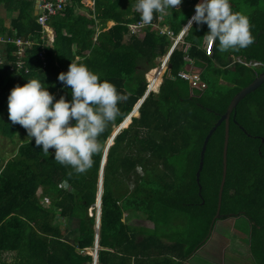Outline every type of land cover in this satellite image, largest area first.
<instances>
[{
  "label": "trees",
  "instance_id": "obj_1",
  "mask_svg": "<svg viewBox=\"0 0 264 264\" xmlns=\"http://www.w3.org/2000/svg\"><path fill=\"white\" fill-rule=\"evenodd\" d=\"M196 1L182 0L179 11L165 14L161 24L177 34ZM135 3L70 0L65 11L49 22L55 38L46 49V67L38 60V43L27 49L21 68L13 65L22 76L20 82L10 72L13 57L0 63V133L11 142L18 138L17 151L8 159L0 151V264H87L91 260L83 250L92 247L95 239L93 205L103 151L93 157L90 171L69 178L71 169L55 162L54 149L45 156L23 127L12 124L7 97L14 86L36 79L55 99L64 96L71 101L70 87L57 77L68 71L71 62L83 63L101 81L115 85L121 96V115L99 138L105 146L114 127L143 95L145 72L172 44L157 28V13L150 25L142 27V36L129 32L128 24L141 20ZM0 5L11 19L8 27L0 17V34L15 32L41 41L34 0H0ZM230 5L233 12L250 19L255 42L239 51L220 52L215 41L208 54L203 42L209 29L194 23L183 45L171 54L170 72L175 79L164 77L159 92L147 96L139 116L128 121L108 148L98 264H183L209 238L216 220L241 216L249 223L244 240L253 263L264 264V82L230 115L220 218L213 220L222 177L224 122L208 140L200 194L196 182L205 136L234 94L264 67V0H230ZM109 21L114 23L108 27ZM192 65L201 70L207 84L203 91L191 92L189 82L177 77L178 71ZM128 211L142 214L149 224L128 222ZM204 232H210L207 239L201 237Z\"/></svg>",
  "mask_w": 264,
  "mask_h": 264
},
{
  "label": "clouds",
  "instance_id": "obj_2",
  "mask_svg": "<svg viewBox=\"0 0 264 264\" xmlns=\"http://www.w3.org/2000/svg\"><path fill=\"white\" fill-rule=\"evenodd\" d=\"M181 3L182 0H136L134 9L140 14L143 24L150 25L154 19V13H157L158 16L162 17L161 20H158L157 16L158 24L167 26L166 24H161L164 15L171 14L173 9L179 11ZM33 14L36 20L35 6ZM13 15L12 17H14ZM109 22L114 23L112 21ZM194 23L198 26L201 24L207 25L209 31L204 35V38L206 41H218L220 52L239 51L250 47L255 42V37L251 33L250 19L241 12H233L230 0H201V2L197 0L194 11L183 24L181 30L183 28L185 31L192 30ZM6 26L9 27L10 24ZM157 28L160 31L159 26ZM129 32L131 33L130 29ZM128 36L127 34L126 38ZM0 38L12 39L10 41L0 40V63L6 61L8 57H13L14 62L11 66L16 65V60L18 59L16 39L21 38L24 42L25 51L21 56L23 61L27 49L38 43L32 36H17L15 32L11 35L0 34ZM93 38H96V35ZM184 38L181 45L184 43ZM38 45L40 46L39 43ZM11 46L13 47L12 51ZM167 51L156 58L155 65L152 68L160 64L158 62L159 59H163ZM152 68L148 69L144 74L146 86L143 95L121 123L128 118L131 122L133 117L139 116V107L143 101L148 95L158 93L164 77H168V74H171L170 70L167 69L159 87L157 85L154 89L148 91L147 79ZM12 71L15 72L14 70ZM57 79L62 85L70 87L71 101H67L64 96L57 100L39 80H28L23 86L16 85L10 90V94L7 97L8 118L12 124H18L25 129L29 141L34 138L35 145L42 148V153L45 156H49V150L54 149L55 162L70 168L71 171L67 175L71 178L74 173L83 175L90 171L94 164L93 157L102 151L104 153L108 139L118 128L110 140V146L113 144L115 136L120 130L125 128V124L121 128H119L121 123L114 127L104 146L99 138L121 115L118 107L121 96L115 85L106 80L101 81L99 75L90 71L83 63L71 62L68 66V71L59 73ZM137 105L138 107L135 108ZM134 112L138 114L133 116ZM101 163L102 158L100 167ZM100 182L98 178V187L99 184L101 185ZM92 208L89 209L90 215H92ZM97 243L99 244L98 240ZM94 245L95 239L92 247L83 250V253L91 256L90 264H95L96 258L98 261V252L94 250Z\"/></svg>",
  "mask_w": 264,
  "mask_h": 264
},
{
  "label": "built area",
  "instance_id": "obj_3",
  "mask_svg": "<svg viewBox=\"0 0 264 264\" xmlns=\"http://www.w3.org/2000/svg\"><path fill=\"white\" fill-rule=\"evenodd\" d=\"M69 2L70 0H34L35 11L37 14L36 21L41 25L40 36H39L41 41H38V43L40 44V49L38 51L37 57L41 61V64L43 67H46L47 65L46 48L53 46V42L55 38L54 29L49 24V22L53 17H56L59 14L63 13ZM161 19L162 17L158 16V20H161ZM144 25L145 24H143L140 20L137 22L129 23L128 27L131 33L137 34L136 32H138L139 29L142 30V27ZM159 28H160L161 33H166L171 38L172 44L169 50L167 51V54L163 57V59L162 58L159 59L158 62L160 64H158L156 67L151 69L150 71L151 76L148 77L147 79L148 80V83H147L148 91L150 89H154L155 86L157 85L159 87L165 71L167 69L170 70L169 57H170L171 52L181 47V42H183V38L187 33V31H185L184 28L177 35L168 26L159 25ZM63 32L65 33V30H63ZM0 40L10 41L12 39L0 38ZM15 42L18 45L17 52H16L17 57H18V59L16 60V67L21 68L23 64V60L21 59V56L25 51V46L21 38L16 39ZM204 42L205 43L203 47L205 48L208 54H211L213 51L214 42L206 41L205 39H204ZM185 59L191 62L190 58L185 57ZM14 71H16L15 68H14ZM177 77L189 82L191 92L193 90L203 91L207 86L206 82L201 78V70H198V68H196L193 65L190 66L189 69L178 71ZM99 248H100L99 244L97 243V245L94 247V250L98 252ZM95 264H98L97 258H96Z\"/></svg>",
  "mask_w": 264,
  "mask_h": 264
},
{
  "label": "rangeland",
  "instance_id": "obj_4",
  "mask_svg": "<svg viewBox=\"0 0 264 264\" xmlns=\"http://www.w3.org/2000/svg\"><path fill=\"white\" fill-rule=\"evenodd\" d=\"M245 8H243L244 10ZM3 13V8L0 5V14ZM16 15L14 14V17ZM112 23H107L108 27ZM138 36H142V30L139 29L138 32H136ZM95 41L96 38H93ZM252 63H255L252 61ZM250 64V63H248ZM256 65H259L258 62L255 63ZM13 70V69H12ZM199 70V69H198ZM14 74V78L16 81L20 82L22 80V76L16 72L10 71ZM167 73V72H166ZM145 76V75H144ZM221 82H225L221 80ZM58 93V91H57ZM138 114V113H137ZM3 134L0 133V151L3 154V156L8 159L11 154L15 153L17 151L18 147V138L14 137V142H11L7 137L2 136ZM137 171L140 173L142 172L141 168H137ZM133 181L131 182L132 185ZM43 202H46V200L42 199ZM218 202V201H217ZM130 214V215H129ZM90 215V212H89ZM128 222H132L135 225H148V221L142 214H134L131 211H128ZM124 219L125 214L123 215ZM186 221V219H184ZM183 223L179 224V227L182 226ZM249 223L244 217L239 218H233V219H218L215 221L213 225V229L211 228V235L209 236L210 232L206 234L204 232L201 237L209 236V238L204 242V244L197 249L193 255L189 258L190 264H238L237 256H239L240 260L244 262V264H254L251 254L248 250V245L246 244V241L244 240V237L247 235L246 231L249 233L248 230ZM235 230V231H234ZM246 233V234H245ZM201 234V233H200ZM221 237V239L217 236ZM218 237L220 239V243H215L213 239L215 237ZM190 239V237H189ZM247 240V239H246ZM246 244V245H245ZM240 249H247V252L241 253ZM90 252V250H89ZM6 257H11L7 255ZM187 261V260H186ZM212 262V263H211ZM186 263L187 262H183Z\"/></svg>",
  "mask_w": 264,
  "mask_h": 264
},
{
  "label": "water",
  "instance_id": "obj_5",
  "mask_svg": "<svg viewBox=\"0 0 264 264\" xmlns=\"http://www.w3.org/2000/svg\"><path fill=\"white\" fill-rule=\"evenodd\" d=\"M253 65H255V63ZM168 77L175 79V77L171 74H168ZM263 82H264V67H263L262 71L249 84L242 87L237 93L234 94V96L230 100L225 112L220 115L218 120L214 123V125L211 127V129L208 131L207 135L204 138V141H203V144L201 147V151H200L199 165H198V169L196 171V182L198 184L199 194L201 193V188H202L201 183H200V172H201L203 165H204V156H205V151H206L208 140H209L210 136L213 134V132L216 130V128L221 123L224 122L225 128H224V142H223V150H222V157H223V160H222V177H221L220 186H219V190H218L217 210H216V214H215L213 220L221 217L220 209H221V201H222V192H223V187H224V184L226 181V175H227V149H228V140H229L230 115L233 112V110L236 108L239 101L242 100L247 94L255 91ZM137 107H138V105L135 108H137ZM126 121L121 123L119 128L123 127L124 124L126 123ZM117 130H118V128H116V130L113 132V135L117 132ZM113 135H111V137L108 139L107 144L105 146V150H104L103 157H102V163H101V167H100V171H99V181H101L100 182L101 185L99 184L98 193H97L96 201L94 204V206L96 207V210H97V212H96V216H97L96 217V223L94 226L95 231H96L95 245L94 246L97 245V240L99 238L103 166H104V163L106 162V155H107L108 147L111 144L110 140L112 139ZM93 253L95 254L94 251H93ZM87 264H90V262H87Z\"/></svg>",
  "mask_w": 264,
  "mask_h": 264
},
{
  "label": "crops",
  "instance_id": "obj_6",
  "mask_svg": "<svg viewBox=\"0 0 264 264\" xmlns=\"http://www.w3.org/2000/svg\"><path fill=\"white\" fill-rule=\"evenodd\" d=\"M2 6V8H3V13H1L0 14V17H2V19L4 20V23L6 24V25H9L10 24V18H8V16H5L6 15V12L4 11V7H3V5H1ZM7 17V18H6ZM6 18V19H5ZM204 43L205 42H203V45H204ZM235 231V230H234ZM218 237H219V235H217ZM215 237L214 239H213V241L215 242V243H220V239H221V237H219L220 239H218V237ZM247 244V243H246ZM245 244V245H246ZM248 245V244H247ZM249 247V246H248ZM248 250H249V248H248ZM240 252L241 253H243L244 254V252H247V249H240ZM237 259H238V261H237V263L238 264H244V262H242L241 260H240V258H239V256H237ZM189 260V259H188ZM185 261V262H187V264H190L189 263V261ZM212 263V262H211ZM183 264H186V263H183ZM223 264H226V263H223Z\"/></svg>",
  "mask_w": 264,
  "mask_h": 264
},
{
  "label": "bare ground",
  "instance_id": "obj_7",
  "mask_svg": "<svg viewBox=\"0 0 264 264\" xmlns=\"http://www.w3.org/2000/svg\"><path fill=\"white\" fill-rule=\"evenodd\" d=\"M150 76H151V75H150ZM150 76H149V77H150ZM135 113H136V112H134V114H135ZM134 114H133V115H134ZM129 120H130V119H128V121H129ZM128 121L125 123V126H124V127H126V126L130 123V122L128 123Z\"/></svg>",
  "mask_w": 264,
  "mask_h": 264
}]
</instances>
